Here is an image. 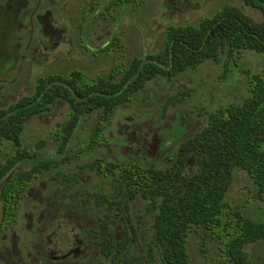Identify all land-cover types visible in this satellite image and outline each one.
<instances>
[{
    "label": "rangeland",
    "instance_id": "rangeland-1",
    "mask_svg": "<svg viewBox=\"0 0 264 264\" xmlns=\"http://www.w3.org/2000/svg\"><path fill=\"white\" fill-rule=\"evenodd\" d=\"M108 1L58 0L56 15L65 23L58 27L55 43H45L35 27L31 32H15L10 42L17 41L19 49H15L17 55L12 56L8 67L0 71V106L31 92L35 78L46 72L78 68L92 78L122 68L132 55L159 49L168 24H196L201 16L212 14L223 4L235 5L253 19L260 17L257 9L241 0H128L105 7ZM25 44L29 51L34 47L38 52L35 58L25 53ZM263 70L264 51L244 49L234 58L219 53L217 58H207L168 79L156 75L135 97L116 105L99 134L100 141L91 146L87 141L97 112L83 114L61 161L53 132L67 112L66 103L56 100L46 110L28 117L19 133L20 145L35 150L36 159L57 162L28 180L14 222L0 232V251H8L14 264H112L86 229L103 219L116 239L132 231L122 254L124 261L117 264H162L155 253L144 250L151 215L144 211L143 199L135 196L129 202L128 223H124L112 211L103 212L93 198L92 194L110 190L107 178L78 165L95 157L167 165L178 143L204 124L209 111L226 102L237 103L247 94V73ZM14 150L13 143L1 139L0 162ZM36 159L18 162L7 176ZM193 167V159L188 157L186 170ZM252 191L246 174L236 169L225 198L259 218L264 214V200L254 198ZM201 235L190 232L186 237L190 264H217L218 247L205 238L201 248ZM68 250L60 259L53 257ZM245 250L250 264H264V239L246 243Z\"/></svg>",
    "mask_w": 264,
    "mask_h": 264
},
{
    "label": "trees",
    "instance_id": "trees-1",
    "mask_svg": "<svg viewBox=\"0 0 264 264\" xmlns=\"http://www.w3.org/2000/svg\"><path fill=\"white\" fill-rule=\"evenodd\" d=\"M122 1L128 0L109 3ZM241 1L257 9L259 19L235 5L223 4L196 24H168L159 49L132 55L122 68L92 78L78 68L45 73L35 79L31 92L0 106V140L15 146L0 162V224L12 219L30 177L57 162L36 159L35 150L20 145L19 133L28 117L56 100L66 103L67 112L53 132L58 161L64 158L62 152L85 113L97 112L87 146L99 142L116 105L135 97L154 76L168 79L219 53L234 58L244 49L263 52L264 0ZM246 81L247 94L237 103L226 102L209 111L204 124L178 143L167 165L98 157L78 165L107 178L110 190L92 194L93 198L103 212L112 211L124 223H128L129 202L135 196L143 199L144 211L151 215L144 250L155 253L162 264H190L185 249L190 232L203 234L198 241L201 248L205 238L218 247L217 264H250L245 244L264 239V214L253 218L225 198L234 170L241 169L252 185L253 197L264 200V70L247 73ZM188 157L194 162L189 171ZM29 158L36 160L4 178L15 164ZM104 222L95 221L86 229L102 254L117 264L124 261L122 254L132 231L116 239Z\"/></svg>",
    "mask_w": 264,
    "mask_h": 264
},
{
    "label": "flooded vegetation",
    "instance_id": "flooded-vegetation-1",
    "mask_svg": "<svg viewBox=\"0 0 264 264\" xmlns=\"http://www.w3.org/2000/svg\"><path fill=\"white\" fill-rule=\"evenodd\" d=\"M109 2L110 0L105 4V7L109 5ZM57 5L58 0H0V71L8 67L9 62L12 61V56L17 55L18 42H10V38L15 32L22 29H27V31L31 32L35 27L36 33L41 32L40 34L45 38V43L57 42L59 38L58 27H62L65 23L56 15ZM25 45V53L28 57L35 58V48L30 47L29 51L27 44ZM36 53L38 54V52ZM18 57L25 58V54H19ZM4 61H8V63L4 65ZM7 177V174H5L4 178ZM14 220L15 213L9 222L0 224V232L7 229ZM43 249H47V245ZM68 252L70 251L60 252L58 255H53V257L60 259ZM0 264H14L8 251H0Z\"/></svg>",
    "mask_w": 264,
    "mask_h": 264
}]
</instances>
